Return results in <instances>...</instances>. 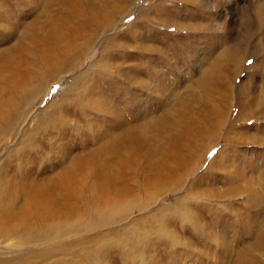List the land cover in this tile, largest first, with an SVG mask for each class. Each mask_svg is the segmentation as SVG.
I'll return each instance as SVG.
<instances>
[{
    "label": "rangeland",
    "instance_id": "obj_1",
    "mask_svg": "<svg viewBox=\"0 0 264 264\" xmlns=\"http://www.w3.org/2000/svg\"><path fill=\"white\" fill-rule=\"evenodd\" d=\"M93 1L96 16L90 19V30L94 28V32L88 30L76 39L73 47L79 58L69 59L70 65L64 68L48 65L41 46L24 49L29 43V25L35 22L37 28H49L54 24L52 34L63 45V32L81 31L77 26L83 24L82 18H56L60 0H0V57L10 61L5 86L12 91L10 97L14 94L19 100L9 124L7 120L0 130V175L20 184L16 175L20 168L40 160L29 159L31 147L37 148L45 161L54 163L61 157L56 167H45L37 176L50 179L72 158L97 147L103 138L116 136L120 132L117 121H109L94 110H86L84 116L74 103L77 97L89 100L90 91L98 102L107 98L113 108L121 110L116 115L124 125L136 127L143 143L141 151L152 148L155 155L166 151L164 143L169 142L164 127L177 134L188 121L189 134H195L198 127L192 129V125L196 122L203 128L215 106L217 118L224 123L220 140L211 144L201 138L197 143L202 146L191 144L196 166L178 185L167 181L164 187L168 191L150 190L147 197L144 190L149 184L144 179L148 172L139 171L137 179L128 181L133 189L132 202L119 217L125 219L122 224L109 225L113 216L106 213L101 217L107 228L102 230L95 223L72 234L63 229L61 243L43 244L52 240L48 236L41 242L36 237L21 236L12 247V242L0 245V264H10L8 259L18 252L25 253L22 259L26 264H73L75 259H84V249L94 247L107 232L112 238L109 241L118 238L112 233L120 234L116 246L123 247L104 251L100 264H264V66L254 64L256 57H264V49L249 54L252 47L246 40L253 45L260 39L259 32L251 36L264 25L259 0H108L114 6L109 14H104L102 0ZM200 25L202 30L191 28ZM228 48L233 51L231 59L215 65ZM45 51L48 56L55 55L48 46ZM20 52L25 61L20 60ZM100 67L108 69L106 75L98 70ZM86 71L95 72L93 76L98 79L92 81L91 75L78 81ZM206 74L218 77L219 86L206 81ZM203 113H207L205 120ZM59 118L65 119L64 125L56 124ZM88 126L100 136L98 145L96 140L86 139ZM73 128L83 133L85 142L78 141ZM59 134L63 137L58 138ZM216 193L226 197L218 199ZM24 206V200L4 205V197H0V210L16 207L21 211ZM123 249H129L133 258L126 255L128 251L124 255Z\"/></svg>",
    "mask_w": 264,
    "mask_h": 264
},
{
    "label": "bare ground",
    "instance_id": "obj_2",
    "mask_svg": "<svg viewBox=\"0 0 264 264\" xmlns=\"http://www.w3.org/2000/svg\"><path fill=\"white\" fill-rule=\"evenodd\" d=\"M22 1L24 3L27 0H22ZM93 2L96 3L93 0L90 1L60 0L59 10L56 11L57 14L55 13V17L56 18L65 17L66 19L82 18L83 24H79V26H77L78 30L81 31L76 32V34L74 32L73 34H70L71 33L70 31H64L62 35V38L64 39L62 40L63 45H61L59 43L60 38L52 34L54 33L52 29L54 30V28L56 27L54 24H51L49 28H47V25L40 26L37 28L34 26L35 25L34 22L33 26H31L32 24L29 25L28 30L30 33L26 38V40L29 41V43H26L24 49L25 47L30 46L33 50H35L37 47L41 46L43 48L41 54H44L46 56L45 62L48 65L54 67H57L58 65H64V68H66L65 66L70 65L69 61L71 60V58L73 59L79 58L80 53L74 51L75 48L73 47V43L76 41L77 38L79 39L85 36V32L90 30L93 26V20H90L93 17L95 18L96 16L95 9L93 7L95 4ZM112 3L113 2L110 3L108 0H102V4H103L102 8L104 14L105 13L109 14L113 12L114 6L112 5ZM257 7L259 8L258 9L259 15L262 16L260 17L261 23L263 22L264 24V0H259ZM104 18L105 16L103 17V19ZM38 21L41 22V20L39 19ZM260 25L259 27H257V30L254 33H251L250 31L251 36L253 37L256 35L257 32H259L258 34L260 35V39H257L258 38L257 37L256 38L257 41L254 42L252 45L251 41H249V39L246 38V40H248V43H250V47H252L251 51L248 50L249 54L250 53L256 54L264 49V40H262V37L264 36V25L261 26ZM253 27H255V25H253ZM98 28H101V25L99 23H98ZM191 28L195 30L197 29L202 30V28L204 27L203 25H200V26H195V28L193 27ZM90 31L94 32V28ZM88 36H93V35L89 34ZM46 46H48V48L50 49V51H52L53 54L55 53L53 57H51V55L48 56L49 55L48 52L45 51ZM85 47L87 46H84V48ZM114 47L115 45H113V48ZM69 52H72V54L66 55ZM231 52L233 51H231V49L228 48L225 51L226 54L224 55V57L223 58L219 57V60L215 65L219 66V64L223 60L228 62L233 55L231 54ZM26 59H25V55H22V53L20 52V60L25 61ZM100 59L105 63L104 61L105 58L102 55ZM0 62H2L0 63V130H2L7 120L9 124V120L12 117L11 115H13L15 106L18 107L19 100L18 101L17 99L15 100L14 94L12 97H10L9 93L11 94L12 91L9 92L5 86L6 85L5 71L10 69V61L9 60L7 61V57L2 56L0 57ZM255 63L257 64L260 63L258 65L264 66V57L263 56L256 57L254 64ZM104 69L106 68L100 67L98 70H100L103 75H106V71L108 69L106 70ZM88 71H86V73L84 72L80 74L78 76V81H83L86 79V77L90 78L91 75H92L91 78L92 81L98 79V77L93 76L95 72L94 73L91 72L92 74H90ZM100 71L98 72L100 73ZM204 78L206 79V81L212 80L211 82L213 84V87L219 86L217 81L218 77H210L209 75L206 74V77ZM127 81H130L131 84H134L133 83L134 80L132 78L127 77ZM93 87H95V85H93ZM123 91H121V93ZM89 94L91 95L89 100L87 99V101H85L83 100L82 97L81 98L77 97L76 100H74V103L78 105V108L80 109L81 112H83L84 116L87 113L86 110H94L95 113L96 112L102 113L104 114V116H107V119L109 121L110 120L113 121V119L114 121H117L118 129H120V132L118 133L119 136H117L118 134L115 133L117 137L112 134L108 138H106L105 136L107 135H105L104 136L105 138H103V140L101 141L100 136L97 134H93L88 126L87 129L85 130L88 131L86 133L87 135H85L86 139L96 140L97 142V144L95 143L96 145H98V140H100L99 145L97 147L94 146V148L88 149L86 152H83L81 155L72 158L67 163V165L63 166L60 169V171L56 172L52 176V178L45 180L44 178L39 179L37 178V176H40L43 168L45 167H50V168L56 167V165H58L60 161H62L61 157L57 156L58 159L54 163H51L49 161H45L44 158L38 155L37 148L28 147V150L30 151L33 150V155L32 156L29 155V159L34 157V158H39L40 160L36 163H34L33 161L31 163L29 162L30 166L28 168L25 167L20 168L21 170L18 173H16V175L19 176V179L21 180L19 182L20 184H15L14 182H11L12 181L10 180L11 177L7 179L3 177L4 176L3 174L0 175L2 176L0 183L3 185V188H1L2 186L0 185V197H4V205L13 206L16 203H18L20 200L25 201V206L21 211H16V207L13 209L0 210V245L6 243L9 244L10 242H12L11 244L12 247L13 242L19 239L21 236L36 237L39 238L40 242L42 241V238L48 236L49 238L51 237L52 240L51 241L46 240L42 243L51 245L52 242L54 243L56 241L60 243L62 242L61 240L63 235H61V233L63 229L71 231L72 234V233H76L79 228L89 227L95 223H97L98 225L100 224L102 230L103 228H107L109 225H112V223L115 222L117 223L120 222L122 224V221H124L125 219H120L119 217L123 213L128 211L129 206H131V202H132L131 194L133 192V189L128 187L129 185L128 181H133L134 178L137 179L139 177V171L148 172L144 179L149 184V185H145L147 190H144V191H148L147 197L151 195L150 190H153L155 192L157 191L158 193L162 191H168L169 188L164 187L167 181L173 180V182L176 183V185H178V183H180L181 180L187 177V173L192 169V167L194 168L196 166L195 165L196 159H191V156L193 155L192 153L193 151L191 149L194 145L202 146L201 144L197 143L198 140L204 138L208 140L211 144H213L214 141L218 142L220 140L221 136L219 135V130L222 126H224V123L217 118L218 112L217 110H215L216 108L215 106L214 109H211L212 115L210 116V118L209 116L207 118V113L201 114L203 120H205L206 118L209 119L206 120V125H204L203 128L202 126H199L196 122L195 123L193 122L195 126L192 125V129L198 127L195 130V134H189V128L191 126L188 121L186 122V124H188L187 127L182 126L177 131V134H172L171 131L168 129V127H164V130L166 131V135H167L166 140L169 142V143H164L166 144L165 147L166 151L162 152L160 155L159 154L155 155L152 148H149L145 151H141L142 150L141 145L143 144L140 143V141H142L140 137L141 135H139L135 126L124 125L121 119L117 117L116 114L118 112H121V110L119 111L115 107L113 108V106H111L112 103H110L111 101L109 102L107 98H104V101H102L103 102L102 103L100 101L98 102L96 96H93L94 94L91 93V91L89 92ZM99 95L101 94L99 93ZM133 106L134 105L132 104L131 107ZM166 115L169 117L171 114L166 113ZM19 117L20 116L18 115V118ZM64 122L65 119L59 118L56 124L64 125L65 124ZM11 123L12 121H10V125ZM14 123L16 124V122ZM40 123H42V121H40ZM105 124H107V122ZM161 125L162 124H159V126ZM8 128L10 129L9 126ZM159 128H163V127H159ZM64 129H66V125ZM73 129L74 130L71 131L75 132L74 135H76L78 141L79 140L83 141L85 138L83 136V133L82 135H80L79 132H77L79 131L78 128H73ZM38 130H40V127ZM193 131L194 130H192V132ZM57 137L61 138L63 137V135L61 136L59 134ZM225 138H229V137L226 136ZM240 139L241 138H236L235 140L240 141ZM32 140L33 138L30 139V141ZM232 143L234 142L232 141ZM191 144L193 145L192 147L190 146ZM44 145L47 146L46 144ZM200 150L201 149H199V151ZM65 156L67 157V155H64V157ZM190 165L192 166L190 167ZM178 178L179 180H176ZM151 185L154 186L152 189H150ZM230 194L232 195V192ZM230 194L228 193V195ZM214 196L218 199H222L226 197V195L218 194V193H216ZM146 200L147 198L145 199V201ZM149 200L150 199L148 198V201ZM105 209L106 211H104ZM106 213H110V215L113 216V220L109 222V225H104L105 220L102 218L104 217L103 215ZM157 221L160 222L159 220ZM113 234L115 237L117 236L119 239L115 238L113 239V241H109L112 240V238L109 232H107V235L105 234L106 235L105 237L102 236L103 239L101 238L95 241V244H93L94 247H90V248L88 247L87 249H84V253H85V256H83L84 259L82 257L78 261L77 259H75L73 264H100L101 257L104 251L106 253L113 248L117 249L118 251L122 250L123 245H120V248L116 246V244H119L118 241L121 240L120 234H118L117 232L112 233V235ZM174 244L175 242H172L171 246H174ZM140 246L141 243L139 242L137 248L139 249ZM123 251H124V255L126 251H128L126 255L129 256L130 258L132 257L131 251L129 249H123ZM24 254H25L24 252L16 253L14 257L8 259L10 264H26L24 263V261L26 260L22 259L23 256H25ZM13 261L14 262L17 261V262L14 263Z\"/></svg>",
    "mask_w": 264,
    "mask_h": 264
}]
</instances>
